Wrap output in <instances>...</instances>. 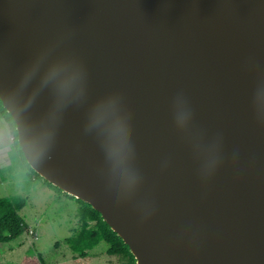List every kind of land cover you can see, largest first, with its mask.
Listing matches in <instances>:
<instances>
[{"label": "water", "instance_id": "1", "mask_svg": "<svg viewBox=\"0 0 264 264\" xmlns=\"http://www.w3.org/2000/svg\"><path fill=\"white\" fill-rule=\"evenodd\" d=\"M0 101L136 264H264V0H0Z\"/></svg>", "mask_w": 264, "mask_h": 264}, {"label": "rangeland", "instance_id": "2", "mask_svg": "<svg viewBox=\"0 0 264 264\" xmlns=\"http://www.w3.org/2000/svg\"><path fill=\"white\" fill-rule=\"evenodd\" d=\"M6 125L8 144L0 152V197H22L26 205L18 211L28 229L16 241L0 245V262L15 264H127L119 256L106 254L102 241L86 258H73L66 239L80 227L79 201L51 188L31 174L13 146L12 128ZM10 146H12L10 148Z\"/></svg>", "mask_w": 264, "mask_h": 264}, {"label": "trees", "instance_id": "3", "mask_svg": "<svg viewBox=\"0 0 264 264\" xmlns=\"http://www.w3.org/2000/svg\"><path fill=\"white\" fill-rule=\"evenodd\" d=\"M0 113L14 135L13 146L20 153L22 160L26 161L18 146L17 134L15 124L10 114L2 107L0 101ZM29 172L39 179H43L35 173L27 164ZM51 188L58 189L45 180ZM61 191V190H60ZM71 197V196H70ZM77 199V198H76ZM79 207L77 209V216L80 221V227L76 230L72 237L66 239L69 247L76 256L73 258H86L89 256V251L104 241L107 244L106 254L111 256H119L124 259L127 264H136L135 258L129 250V247L124 241L109 227V225L102 219L98 211L93 209L90 204L77 199ZM26 205V199L22 197H0V245H7L16 241L28 229V224L23 221L18 215ZM0 264H15V263H1Z\"/></svg>", "mask_w": 264, "mask_h": 264}, {"label": "crops", "instance_id": "4", "mask_svg": "<svg viewBox=\"0 0 264 264\" xmlns=\"http://www.w3.org/2000/svg\"><path fill=\"white\" fill-rule=\"evenodd\" d=\"M6 121L4 120L2 114L0 113V152L3 150L5 145L8 144L6 135ZM12 146H10L11 148Z\"/></svg>", "mask_w": 264, "mask_h": 264}, {"label": "bare ground", "instance_id": "5", "mask_svg": "<svg viewBox=\"0 0 264 264\" xmlns=\"http://www.w3.org/2000/svg\"><path fill=\"white\" fill-rule=\"evenodd\" d=\"M70 194V193H69Z\"/></svg>", "mask_w": 264, "mask_h": 264}]
</instances>
